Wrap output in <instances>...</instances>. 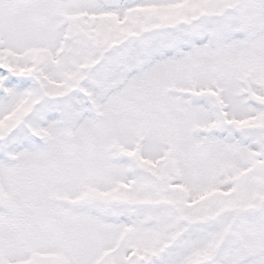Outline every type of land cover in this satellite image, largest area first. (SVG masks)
Listing matches in <instances>:
<instances>
[{"label":"snow or ice","instance_id":"obj_1","mask_svg":"<svg viewBox=\"0 0 264 264\" xmlns=\"http://www.w3.org/2000/svg\"><path fill=\"white\" fill-rule=\"evenodd\" d=\"M0 264H264V0H0Z\"/></svg>","mask_w":264,"mask_h":264}]
</instances>
